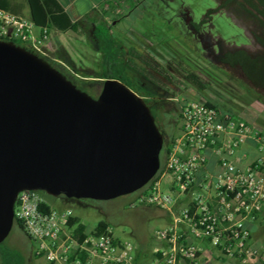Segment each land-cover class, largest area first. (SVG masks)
Wrapping results in <instances>:
<instances>
[{"label":"built area","instance_id":"2783aa9c","mask_svg":"<svg viewBox=\"0 0 264 264\" xmlns=\"http://www.w3.org/2000/svg\"><path fill=\"white\" fill-rule=\"evenodd\" d=\"M0 39L18 40L54 60L49 53V28L1 7ZM178 102V132L158 169L159 176L129 202L130 207L149 205L170 214V223L153 232L152 258L139 262L137 244L117 238L110 227L99 234L89 233L78 243L69 224L71 209L55 208L41 190L24 189L15 199L14 221L20 222L21 230L33 242L34 254L44 258L45 264H217L214 253L234 264H264V250L249 245L245 225L264 201V129H254L238 115L222 114L205 100L181 98ZM247 136L253 139L259 156L236 167L229 156ZM208 147L218 155L222 169L213 180L205 177L198 181ZM164 175L170 177L173 192L161 188ZM197 184L202 190H192ZM186 194L189 200L176 207L178 196ZM82 252L85 259L78 256ZM203 252L209 258H204Z\"/></svg>","mask_w":264,"mask_h":264},{"label":"water","instance_id":"95a60500","mask_svg":"<svg viewBox=\"0 0 264 264\" xmlns=\"http://www.w3.org/2000/svg\"><path fill=\"white\" fill-rule=\"evenodd\" d=\"M163 135L149 106L116 78L96 96L36 52L0 39V243L21 190L110 200L146 185Z\"/></svg>","mask_w":264,"mask_h":264},{"label":"rangeland","instance_id":"374dc122","mask_svg":"<svg viewBox=\"0 0 264 264\" xmlns=\"http://www.w3.org/2000/svg\"><path fill=\"white\" fill-rule=\"evenodd\" d=\"M138 1H128L125 10L127 16L110 11L97 12L95 19L109 24L111 33L125 49L133 46L148 53L161 65L168 66L180 81L177 85L169 84L160 90L162 97L158 104L156 124L163 139L166 140L168 129L173 127L167 113L176 112V103L181 98L205 100L218 110L241 114L243 118H246V107L256 111L264 110V93L255 89L238 68L220 64L215 57L219 43L224 47L244 46L251 52L258 51L260 48L254 38V34L260 32L256 18L234 12L232 7L207 14L209 9L217 8L218 0ZM202 19L205 20L203 30L208 34H203V31L194 33L190 28L189 20L200 22ZM81 28L78 31L53 33L62 47H68L63 49L70 59V62L64 59L61 62L54 61L62 71L84 81L86 92L96 96L102 84L98 77L101 71V52L93 40L91 24L84 22ZM188 70L205 75L210 82L208 87L199 90L187 81L184 71ZM167 179L164 177L162 180V188L166 190ZM41 193L55 208H70L72 217L83 220L87 230H91L98 220L105 219L121 240L143 246L155 244L154 230L166 224L164 209L143 204L129 206L137 191L110 200L85 201H68L44 191ZM32 245L33 242L16 223L1 244L22 251L30 262L34 259L30 250Z\"/></svg>","mask_w":264,"mask_h":264},{"label":"trees","instance_id":"16d2710c","mask_svg":"<svg viewBox=\"0 0 264 264\" xmlns=\"http://www.w3.org/2000/svg\"><path fill=\"white\" fill-rule=\"evenodd\" d=\"M25 2L29 10L28 17L38 26H46L49 29L53 28L61 32H66L68 30L78 31L82 29L81 27H83L86 20L93 24V39L96 43V47L101 52V71L98 73V77L101 81L106 78H116L128 85L143 98L154 115L156 122L158 104L162 97V92H160V90H164L169 84L177 85L180 83L171 73L168 66L161 65L148 53L142 52L133 46L125 49L124 46L115 39L110 32V25L105 21H97L94 17L90 16H84L73 21L58 0H25ZM230 4H236L247 13L254 15L258 18L260 24L264 26V0H221L217 8L209 9L207 14L221 7L229 6ZM0 7L14 12L8 4V0H0ZM204 21L205 20L202 19L200 22H192L191 24L198 30ZM255 39L264 49V33L262 36L255 35ZM12 41L17 45L25 46L30 49L27 45L18 40ZM38 55L53 66L59 68L54 60L40 54ZM63 59L70 62L67 56H63ZM221 62L226 63L234 69L238 68L241 70L251 85L258 91L264 93V51L260 55L251 56V54L242 47L228 50L221 57ZM60 70L62 71V69ZM62 72L65 73L77 87L86 91L83 85L85 83L84 81L76 79V77L70 76L64 71ZM128 73L130 75H128ZM184 78L199 90H204L210 84L205 75L195 70L184 71ZM167 114L173 127L168 129L166 140L163 139L162 149L159 154L161 166L167 158L171 144L178 132V122L180 119L179 102L176 103V112L174 111ZM158 176L159 171L146 185L137 190V192L145 191L147 186L157 179ZM60 197L68 201L92 200L68 198L64 195H60ZM44 208L48 207L44 206ZM14 223L21 229L20 222L14 221ZM69 224L73 226L72 235L78 243H81L87 234H99L110 227L105 219H100L93 229L88 232L86 225L83 224L78 217H71L69 219ZM1 244L2 242L0 243V264H30L29 258L22 251L14 247H3ZM75 254L76 253H74L71 258H73ZM36 256V254L33 255V257ZM78 256L81 259L86 258L83 252L79 253Z\"/></svg>","mask_w":264,"mask_h":264},{"label":"crops","instance_id":"0c3cea01","mask_svg":"<svg viewBox=\"0 0 264 264\" xmlns=\"http://www.w3.org/2000/svg\"><path fill=\"white\" fill-rule=\"evenodd\" d=\"M58 1L63 6L64 10L67 12L69 17L73 21L81 17H84V16H90V17L95 18L97 15V12L107 13L110 11V12H113L119 15H124V16L128 15L125 10L128 8L129 0H58ZM133 1L136 3L140 2L138 0H132V2ZM8 4L14 10L13 13L24 15V16H29V10H28L25 0H8ZM85 22L90 23L88 20H86ZM93 27H94L93 24H91L90 31L92 34H93ZM49 31H50L51 41H52V49L50 50L51 52L49 53L52 54V58L58 61L63 59V56H67L69 58V55L67 54L66 50L63 49V47L64 48H68V47L66 45H63L62 47L61 43H59L58 37L56 35H53L54 32L56 33V32H61V31L53 29V28L49 29ZM110 32H111V27H110ZM61 33H65V32H61ZM219 111L222 114H231L229 112H223L221 110ZM244 114L246 118H243L241 114H235V115H238L240 118L245 120L254 129H258V130L264 129V110L256 111V110H252L250 107H246L244 108ZM204 154L206 157L205 164L203 166L202 174H199L197 176L198 181H201L205 177L209 178L210 180H213L216 174L219 173L222 169L219 163V157L214 152L213 148L211 147L206 148L204 151ZM258 156H259V153L256 150L253 139L251 138V136H247L245 141L234 151L233 154L229 156V158L236 167H244L250 162H252L253 160H255ZM164 177L168 178L165 182V184L167 185V190L162 188V180ZM161 188L164 191L173 192L172 186H170V177L168 175H164L162 177ZM192 190L199 191V190H202V188L200 185L197 184L192 187ZM188 200H189V194H186L185 196H178L175 206L176 207L181 206ZM81 222L85 224L83 220H81ZM165 222H166L165 226L170 223V214L168 213V211H166L165 213ZM245 225L249 229V233H250L249 240H248L249 245H251V247L258 249V250H261V249L264 250V201H263L261 210L257 214H255L253 218L247 219L245 221ZM91 230H87V231L90 232ZM116 237L119 238L118 236ZM136 244H137V251H136L137 260L139 262L149 261L153 256L152 249L154 247V244L150 246H143L139 243H136ZM30 250H31V253L34 255L33 245ZM202 256H204V258H209V255L207 254V252H203ZM213 256H215L217 264H234L232 261H227V260L222 259L216 253H214ZM30 263L31 264H45V259H43L42 257L36 256ZM91 264H99V263L96 261H93Z\"/></svg>","mask_w":264,"mask_h":264},{"label":"flooded vegetation","instance_id":"af4514ba","mask_svg":"<svg viewBox=\"0 0 264 264\" xmlns=\"http://www.w3.org/2000/svg\"><path fill=\"white\" fill-rule=\"evenodd\" d=\"M219 2H218V5H219V3H220V1L221 0H218ZM229 7H232V8H234V12H238V13H241V14H243V15H249V16H253L254 18H256V20H257V24H258V28H259V31L260 32H258V33H256V34H254V38H255V35H260V36H262L263 35V33H264V26H262L261 24H260V22H259V20H258V18L257 17H255L254 15H252V14H249V13H247L243 8H240V7H238L236 4H230L229 6H224V7H221V8H219V9H222V8H229ZM188 21V20H187ZM192 22H194V21H192V20H189V25H190V28H192V30H193V32L194 33H200L201 31H203V34H208V32H205V30H203V24H201V26H200V28L197 30V29H195V27L191 24ZM255 41H256V39H255ZM256 43H257V45L259 46V50L258 51H255V52H251L248 48H246V47H244V46H236V47H224V46H222L220 43L219 44H217V48H218V51L216 52V55H215V57H216V61H218L220 64H223V65H226V66H229V65H227L226 63H223V62H221V57L225 54V52L226 51H228V50H234V49H237V48H244V49H246L250 54H251V56H256V55H260V54H262L263 53V51H264V49H263V47L256 41ZM205 47V46H204ZM208 49V48H207ZM230 67V66H229ZM60 68V67H59ZM232 68V67H231ZM240 72L242 73V75L244 76V74H243V72L240 70ZM245 77V76H244Z\"/></svg>","mask_w":264,"mask_h":264}]
</instances>
